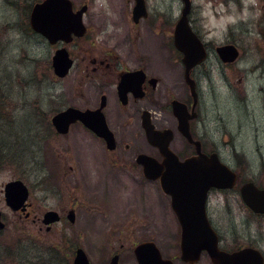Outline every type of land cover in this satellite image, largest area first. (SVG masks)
Instances as JSON below:
<instances>
[{
	"label": "rangeland",
	"instance_id": "374dc122",
	"mask_svg": "<svg viewBox=\"0 0 264 264\" xmlns=\"http://www.w3.org/2000/svg\"><path fill=\"white\" fill-rule=\"evenodd\" d=\"M36 1L39 0H0V144L9 152L8 157L5 150L0 153V207L5 209L8 221L6 229L0 231V264H38L42 258L49 259L43 247L33 243L36 235L61 237V264H72L77 246L83 247L95 264H107L115 252L120 254V264H138L134 247L144 240L156 241L163 255L182 264L181 225L170 197L158 181H149L140 171L117 164L110 171L103 163H82L78 169L77 159L70 153L74 149L68 152L66 148L64 152L73 157L63 166L65 178H58L60 172L55 166L61 164V138L51 132L49 125L47 128V120L63 107H81L84 101H76L73 95V75L61 81L54 74L52 56L60 44L48 43L29 26V13ZM84 1L92 3L88 17L102 18L93 25L94 34L90 35L92 39L96 33L99 44L108 40L109 44L123 47L124 39L134 37L142 28L135 27L131 20L133 0L74 3L81 5ZM223 2L227 6L231 0ZM235 3L240 10L247 3L251 15L229 23L221 36L205 39L213 48L225 41L235 42L240 57L233 67L225 69L211 65L216 62L213 59L204 67L202 87L208 103L210 133L226 141L225 160H248L253 172L257 171L264 180V0ZM151 4L154 11L161 13L163 22L179 15L183 7L181 0H152ZM193 4L192 19L205 37L199 23L203 4L199 0H193ZM162 41L163 37L164 56L167 49ZM71 48L77 50L74 45ZM69 137L65 143L72 146L75 137ZM128 142L132 149L145 150L137 148L140 143ZM47 171L55 176L46 185L58 182L49 197L39 184L49 175ZM14 177L24 179L31 188L32 200L44 208L58 209L61 205V213L67 214L69 207L77 203L76 222L66 217L55 232L36 234L35 230L31 234L32 225L15 215L3 198L2 183ZM238 195L237 191L212 192L210 214L228 241L252 239L264 248V218L240 212Z\"/></svg>",
	"mask_w": 264,
	"mask_h": 264
},
{
	"label": "flooded vegetation",
	"instance_id": "af4514ba",
	"mask_svg": "<svg viewBox=\"0 0 264 264\" xmlns=\"http://www.w3.org/2000/svg\"><path fill=\"white\" fill-rule=\"evenodd\" d=\"M72 1L74 11H79L82 10L83 7H86L82 14L86 33L81 37H74L69 43L61 42V47H66L74 60V64L69 73L61 77V81L73 75V95L76 101H84V104H82L83 106L79 108L83 110L90 109L96 112L101 110L109 130L113 134L115 147L111 148L106 138L81 120L71 122L66 132H58L52 122V115L50 120H47V128L49 125L51 132H53L56 137L61 138V164L55 166L56 171L60 172L57 175L58 178L61 179V181L65 178L62 176V174L65 173L63 171V166L72 159L73 154V159H77L78 162L76 163L77 168L80 167L82 163L93 165L103 163L105 169L110 171L114 164H117L123 168L132 167L143 174V167L138 162V157L141 153L152 155L159 161L163 160L160 148L153 145L148 139L146 130V122L148 121L156 130H170L172 139L169 146L180 160L183 161L187 158L196 156L200 150L208 156L216 154L236 172L237 181L233 188L226 190L213 188L210 191L206 203V211L213 228L218 234L219 248L221 250L232 253L246 247H253L260 250L264 258V248L259 246V242L255 240L249 239L248 242H242L239 239L228 241L214 222L209 211V197L212 192L217 191L226 193L237 191L239 194L237 202L242 206L240 212L246 213V215L251 218H264V211L253 210L243 201L241 195L242 186L248 182H254L257 188L264 191V180L261 174H257V171L253 172L248 160H246V162L240 159L236 162L225 160L223 149L226 145V141L225 139H220V137H214L210 133L208 103L205 99V92L202 87L204 67L206 68L207 64L211 63L213 59L216 60V62L213 61L214 63H211V65L215 64L223 69L233 67L241 54L238 45L230 40L219 44L235 45L240 51L236 60L231 62L224 61L217 52V47L219 45H216L215 48L211 47L210 42L205 39L200 33L199 28L195 25V21L192 19L194 4L193 0H191L192 7L189 13L190 26L203 42L207 51V57L191 69L190 75L195 82L193 89L186 78L183 53L176 47L174 42L175 29L181 17L182 9L179 15L174 16L170 21L163 22L161 13L153 10L151 4L152 0H145L146 15L141 17L138 21H135L133 18V10L136 6V0H133L131 20L135 27L142 26V28L134 37L128 36L127 39L125 38L126 44L123 47H117L115 44H109L108 40L99 44L96 33L92 39L90 38L91 32L92 35L94 34L93 25L98 22L100 23L102 18L87 16L92 6V3L89 1H84L81 5H75L74 0ZM181 1L183 6V0ZM114 25H117V23ZM146 32H149V35L145 34ZM162 37V42L167 49L164 56L161 50ZM89 39H91L90 42ZM83 41L87 42L84 43ZM72 45H74V48L76 47L77 50L73 51L71 48ZM123 89H128V91L122 93ZM69 106L76 105L69 104L63 107L61 111ZM179 115H182L184 118L183 121H181ZM184 122H186V125L188 124L191 138L183 131ZM95 127L100 129L98 124H96ZM221 127L222 125H220L219 131H221ZM225 135L226 134L223 133V137H225ZM69 136L75 137V142L72 146L65 143L66 139L70 138ZM129 140H131L132 143H140L141 146L137 148L143 147L145 150L137 151L136 149H132L131 143L128 142ZM0 147H4L0 148V153L2 154L4 152L3 150H5L4 155L8 157V147L2 144H0ZM64 148H66L67 151L69 149H74V151L70 152L72 155L64 152ZM234 152L237 151L235 150ZM70 169L73 170L74 166L71 165ZM247 169H249L250 172H248ZM49 171L52 172L50 169ZM49 171H47L49 175L39 181L41 188L46 192L48 197V193L54 192V186L58 183L46 185V182L53 181V177L55 176L53 173H49ZM15 179L19 178L14 177L2 183L1 189L4 194L3 198L5 203V186L9 181ZM149 181L159 182V180ZM29 190L30 196L26 201L25 209L22 207L18 210H12L7 204L6 206L15 213V215L25 218L32 225L30 230L31 234H35V230L36 234L55 232V229H58L61 222H63L66 217L68 218V214L71 211L75 215V221L71 223L76 222L77 216L74 209L77 203L69 207L67 214H62L61 205L58 209L55 207L44 208L43 205L34 202L32 200L30 187ZM59 197L61 201V194H59ZM259 206L264 209V199ZM0 211L2 212V218L7 227V213L2 207H0ZM48 211L57 212L59 219L52 223H46L44 218ZM59 232H61V229ZM36 236L38 237H34L33 240L35 242L33 243L36 244V246L41 245L45 254L49 257V259L42 258L41 263L38 264H61V258L59 257L61 255V237L59 235L47 238L43 237V235ZM78 247L79 246L76 248ZM116 253L118 252L114 254ZM165 257L173 259L175 264L174 257ZM89 260L91 264H95L90 257ZM107 264H109V262ZM182 264H189V262L182 260ZM195 264L214 263L209 253L203 251Z\"/></svg>",
	"mask_w": 264,
	"mask_h": 264
},
{
	"label": "water",
	"instance_id": "95a60500",
	"mask_svg": "<svg viewBox=\"0 0 264 264\" xmlns=\"http://www.w3.org/2000/svg\"><path fill=\"white\" fill-rule=\"evenodd\" d=\"M85 9L86 7H83L82 10L75 12L71 0H43L34 5L30 16V25L35 32L41 34L51 44H56L61 40L70 42L74 36L81 37L86 33L82 15ZM190 11L191 0H184L182 15L175 29L174 42L176 47L183 52L186 78L194 89L195 82L190 75L191 69L206 58L207 51L190 26ZM145 15V0H136L133 10L134 20L138 21ZM217 51L224 61H233L239 56V50L234 45L219 46ZM72 65L73 59L67 48L59 47L52 57L55 74L59 77L65 76ZM127 91L128 89H123L122 93ZM179 117L181 121L184 120L182 115ZM52 120L60 132H66L71 122L81 120L106 138L111 148L115 147L113 134L109 130L101 110L96 112L70 106L58 112ZM184 123L183 131L191 138L188 124ZM96 124L100 126V129L95 127ZM146 130L149 141L160 147L164 159L159 162L155 157L141 153L138 162L143 165L145 176L152 180L160 179L163 191L171 196L172 207L182 227L181 258L190 264H195L202 251L206 250L214 264H264L263 254L253 247H246L232 253L221 250L217 232L212 227L207 215L206 202L209 190L213 187L232 188L236 183V173L216 154L208 156L200 150L197 156L181 161L169 147L172 138L170 130H156L148 121ZM241 194L243 200L252 209L264 211L259 206L263 202L264 191L258 189L253 182L244 184ZM28 197L29 189L22 180H13L6 184V202L13 210L22 207L25 209ZM68 217L71 222H74L73 212H70ZM58 219L57 212L48 211L44 221L51 223ZM3 228H5V222L2 220L0 211V229ZM134 253L139 264H174L172 259L163 257L160 248L153 240L138 243L134 248ZM74 264H91L82 247L75 250ZM109 264H119V255H113Z\"/></svg>",
	"mask_w": 264,
	"mask_h": 264
},
{
	"label": "clouds",
	"instance_id": "9594fccd",
	"mask_svg": "<svg viewBox=\"0 0 264 264\" xmlns=\"http://www.w3.org/2000/svg\"><path fill=\"white\" fill-rule=\"evenodd\" d=\"M199 2L203 4L199 23L203 27L206 39L221 36L229 23L247 19L251 15L247 3H245L243 10H240L235 0H231L227 6L223 0H219V2L217 0H199ZM228 8H231V12L228 11Z\"/></svg>",
	"mask_w": 264,
	"mask_h": 264
},
{
	"label": "bare ground",
	"instance_id": "6f19581e",
	"mask_svg": "<svg viewBox=\"0 0 264 264\" xmlns=\"http://www.w3.org/2000/svg\"><path fill=\"white\" fill-rule=\"evenodd\" d=\"M252 5H249V7H251ZM250 12V11H249Z\"/></svg>",
	"mask_w": 264,
	"mask_h": 264
}]
</instances>
